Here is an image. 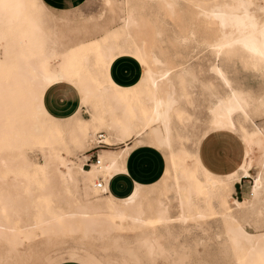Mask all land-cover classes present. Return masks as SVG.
<instances>
[{
    "label": "bare ground",
    "instance_id": "obj_1",
    "mask_svg": "<svg viewBox=\"0 0 264 264\" xmlns=\"http://www.w3.org/2000/svg\"><path fill=\"white\" fill-rule=\"evenodd\" d=\"M159 1L171 14L176 12L177 1ZM197 1L192 4L196 18L212 34L206 42L215 56L210 71L225 90L209 107L207 131L237 132V117L262 119L254 131L242 136L244 151L237 169L225 174L204 167L197 151L173 147L172 116L182 113L170 78L175 65L171 68L156 53L152 43L161 31L152 28L146 15L136 12L133 0H101L103 8L88 19L91 24L81 20L73 28L93 30L97 35L77 40L59 30V25L70 21L51 14L52 28L64 34L65 49L54 38L45 44L37 42L40 24L32 16L41 0H0V148L10 149L20 163H2L11 177L7 190L0 192V237L11 247L75 232L109 236L166 222L171 216L179 222L201 219L218 213L215 202L226 222L225 235L235 264H264V93L257 95L250 87L235 86L220 64L239 63L264 76V0ZM121 57H131L140 68L131 87L111 75L112 63ZM62 83L76 88L80 107H90L89 120L81 117L80 108L65 118L46 110L44 93ZM101 129L123 146L99 150V162L85 169L81 164L90 147L88 140ZM132 137L133 143L127 144ZM143 144L162 152L165 167L161 176L148 184L136 182L126 196L114 195L106 188L108 179L125 173L127 154ZM31 149L40 152L42 163L30 159L27 150ZM255 157L250 201L233 198L230 202L234 181L250 177ZM98 176L104 181L103 188L96 187ZM10 186L16 188L15 194ZM245 224L252 225L255 232H249ZM160 252L163 254L162 249ZM63 261L98 264L75 251L49 264Z\"/></svg>",
    "mask_w": 264,
    "mask_h": 264
},
{
    "label": "rangeland",
    "instance_id": "obj_2",
    "mask_svg": "<svg viewBox=\"0 0 264 264\" xmlns=\"http://www.w3.org/2000/svg\"><path fill=\"white\" fill-rule=\"evenodd\" d=\"M154 1L155 3H153ZM154 1L133 0L132 5L136 9V12L138 11L137 13H142L146 15L145 17L148 20L150 19L149 21L152 23V28L154 30L161 31L159 35L155 36V41L152 43L156 53L159 56L161 55L165 61H168L172 65L171 68L174 65L177 66L172 68L170 78L175 87L177 106L182 109V113L178 116H172V126L175 128L173 132V147H176L175 149L185 148L195 152L197 151L200 139L208 133L209 107L218 97L225 94L224 87L210 71V66L215 61V56L213 52L208 49L206 42L211 38L212 34L207 26L203 23L201 25V21L196 18V10L192 6L194 2L196 3V0H175L177 1L176 12L173 14L164 8L159 0ZM200 1H197V3L204 4L208 2L205 0ZM42 2L37 6L35 14L32 16L34 22L38 25L40 24V30L38 34L35 35L38 43H49V41L54 38L56 40L54 43L60 46L61 49H65L66 47V45L63 44V36H61L64 34L58 33L52 28L49 19L51 14L66 18L70 21L68 25H59V30L63 31L72 40L80 39L82 36L87 38L88 35H90V37L97 35L93 30L81 32L73 28H76L77 25L79 26L81 20H84L82 22L83 24L90 25L91 22L88 19L92 16L94 17L95 14L97 15L102 10L101 8H103L101 0H78L72 7L63 9L64 11L60 9H50L44 2L45 5H43ZM48 24L50 25L46 26ZM191 31L194 33V36L190 35ZM50 35L51 37H48ZM184 38L188 40L185 42L182 40ZM124 64L123 65L127 67L131 65L132 62L129 60ZM220 64L235 86H239L242 89H249L250 87V90L257 95L264 93V76H259L248 68H241L239 63L226 64L227 66L223 65L221 62ZM127 87H131V85L128 84ZM75 89L73 86L71 87L66 83L49 87L44 95V102L48 111L54 116L66 117L79 107V114L81 117L85 120H89L92 114L91 109L90 107H80V97ZM100 114L105 115L102 111H100ZM261 123V118L253 117L252 121H245L237 117L236 125L238 131L233 133H236L242 142V136L246 135L247 132L254 131L255 125H260ZM240 127H243V129ZM98 131L103 132L102 139L104 137L103 142L107 145L94 148L91 146L92 142L88 140L90 147L84 154H86L85 157L89 158L86 163L84 162L85 158L82 159L81 164L85 169H88L94 163V153H98L101 149L117 150L123 146V143H120L119 140L108 134L104 129ZM140 136L143 138L146 137V132ZM133 140L134 137L130 138L127 141L128 143H126L129 144V142H133ZM5 149L4 147L0 148V192L7 190L5 186L10 183L11 177V175H6L2 163L9 166H20V163L16 162L17 159L15 160V157L13 158V152L6 147ZM8 153L11 157H8ZM27 154L34 163L39 164L43 162L41 154L37 149L27 150ZM66 157L73 158V156L68 154H66ZM255 162L256 157L253 161V169L250 171V177H243V180L242 178L241 180L238 179L239 182L237 183V180L234 181L233 189L231 193L229 192L230 202L233 198H244L245 203L250 201ZM237 167L235 169H237ZM20 182L21 181H19V183ZM21 184L22 182L18 188L21 187ZM118 184L123 185L122 181L118 183L113 179L110 183V189L112 191L117 190L119 187ZM15 189V187H11V193L15 194ZM199 203L200 202H198V205L201 204ZM214 204L218 212L215 215L191 221L187 220L186 222L175 221L171 216V220H167L168 222H152L141 228L131 229L126 232H118L117 234H111L109 236L105 233L84 235L81 232L66 235L58 234L50 237L49 240L48 238L30 240L28 243L14 248L0 237V264H11L10 262H12V264H49L54 259L67 258L68 253L71 251H75L81 254L84 259L95 261L98 264H235L234 253L225 235L224 229L226 228V222L223 220L217 204L215 202ZM174 212L175 208L171 207V213ZM165 226L168 227L166 228ZM244 226L249 232H255L252 225L245 224ZM118 237H120L119 240L117 239ZM121 237H123L124 240ZM147 238L150 239L149 241L151 243L154 240L156 241V239L158 242L156 241V243H154V241L150 247V242H147ZM138 242L140 244H138ZM48 243H51V245ZM160 249H162L163 254H161ZM123 251H125V253H123ZM155 251L156 256L154 253ZM22 252L24 255H22ZM26 256L29 257L27 258ZM6 259L10 262L7 263L8 261ZM23 260L25 261L23 262Z\"/></svg>",
    "mask_w": 264,
    "mask_h": 264
},
{
    "label": "crops",
    "instance_id": "obj_3",
    "mask_svg": "<svg viewBox=\"0 0 264 264\" xmlns=\"http://www.w3.org/2000/svg\"><path fill=\"white\" fill-rule=\"evenodd\" d=\"M42 1L50 9L53 10L60 9L61 11H64L63 9H68L72 7L75 3H77L78 0H42ZM129 58L128 57L117 58L112 63L110 69L113 78H116L117 80H119V82L125 84H129L130 82L134 81L140 72L139 66L135 63V61L132 58L131 59ZM129 60H131L132 64L127 67L124 66L125 65L124 63ZM43 102H44V96H43ZM44 106L48 111L45 102H44ZM78 108L75 111H77ZM75 111L72 114H74ZM49 114L51 113L49 112ZM57 118H65V117H57ZM132 143L133 142H129V144ZM197 153L204 167H206L213 173L223 174L231 171L232 169H235L237 165L241 162L243 157V146L240 138L236 133L230 131L226 132V130H215L208 132L204 137L200 139L197 146ZM164 167H165V163H164L163 155L159 150L154 149L152 147H148L147 145L144 144L140 146H136L129 151V153L125 158V170H126L125 173L117 174L112 178H110L109 179L110 181L108 180L107 182V190H109L118 197L126 196L133 190L136 182L141 184H148L158 179L161 176ZM241 178L243 180V177ZM113 179H115V181H117L118 183L120 181H122L123 183V185L118 184L119 187L115 191H112L110 189V183ZM237 182H239V180H237L236 183ZM57 264H80V263L74 261H65V262L63 261Z\"/></svg>",
    "mask_w": 264,
    "mask_h": 264
},
{
    "label": "built area",
    "instance_id": "obj_4",
    "mask_svg": "<svg viewBox=\"0 0 264 264\" xmlns=\"http://www.w3.org/2000/svg\"><path fill=\"white\" fill-rule=\"evenodd\" d=\"M102 134H103V132L102 131H98V132H96L93 136H92V138L90 139V141L92 142V147H94V148H96V147H102V146H104V145H107V144H105L103 141H102ZM93 157H94V163L95 164H97L98 162H99V159H98V153H94V155H93ZM89 157H86L85 159H84V162L86 163V161H87V159H88ZM109 180V179H108ZM103 186H104V181H103V179H102V177L101 176H98L97 177V179H96V187L97 188H103ZM106 188H107V183H106ZM105 191V190H104Z\"/></svg>",
    "mask_w": 264,
    "mask_h": 264
}]
</instances>
